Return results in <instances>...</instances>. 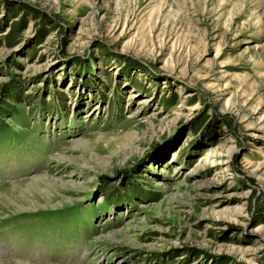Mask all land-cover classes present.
<instances>
[{
  "label": "rangeland",
  "instance_id": "rangeland-1",
  "mask_svg": "<svg viewBox=\"0 0 264 264\" xmlns=\"http://www.w3.org/2000/svg\"><path fill=\"white\" fill-rule=\"evenodd\" d=\"M213 262L264 264V0H0V264Z\"/></svg>",
  "mask_w": 264,
  "mask_h": 264
},
{
  "label": "trees",
  "instance_id": "trees-1",
  "mask_svg": "<svg viewBox=\"0 0 264 264\" xmlns=\"http://www.w3.org/2000/svg\"><path fill=\"white\" fill-rule=\"evenodd\" d=\"M8 11L13 13L15 11V6L13 5V6L9 7ZM37 13H38L37 10L29 9V14L28 15L31 16V14H32V16H33L34 14H37ZM59 26H62V25L59 24ZM57 27H58L57 25L56 26L55 25H51L50 22H43V28L40 29L41 32H40V34L38 36V38L40 37L39 41H41L51 31H55V29ZM24 29H25V25H23L22 23L19 24V27L10 28L9 32H7L6 35L3 37V39L5 40L6 46L13 47V46L17 45L19 43V40H20L18 38L19 33H21ZM130 193H132V192H130ZM212 264H225V263L224 262H213Z\"/></svg>",
  "mask_w": 264,
  "mask_h": 264
},
{
  "label": "bare ground",
  "instance_id": "bare-ground-1",
  "mask_svg": "<svg viewBox=\"0 0 264 264\" xmlns=\"http://www.w3.org/2000/svg\"><path fill=\"white\" fill-rule=\"evenodd\" d=\"M143 101H140V104L142 103ZM19 263V262H18Z\"/></svg>",
  "mask_w": 264,
  "mask_h": 264
}]
</instances>
